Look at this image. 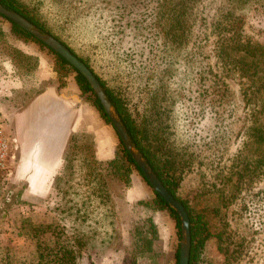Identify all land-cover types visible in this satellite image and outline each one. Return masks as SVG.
<instances>
[{"label": "rangeland", "instance_id": "374dc122", "mask_svg": "<svg viewBox=\"0 0 264 264\" xmlns=\"http://www.w3.org/2000/svg\"><path fill=\"white\" fill-rule=\"evenodd\" d=\"M21 1L122 98L146 140H169L153 147L162 156L173 152L178 194L211 231L202 263L264 264V173L249 172L252 175L239 184L236 167L230 176L233 157L249 140L252 125V107L244 96L249 79L231 59L217 53L235 32V40L264 46V0H196L183 7L179 3L183 0ZM0 26L8 32L5 42H0V264H38L34 227H58L59 236L53 229L38 231L42 240L54 246L56 240L70 235L65 226L84 231L94 223L98 231L87 233L94 239L83 249L78 264H175L182 240L176 220L169 210L156 207L153 187L138 170H133L128 183L106 175L108 200L115 210L112 237L106 234L113 227L111 219L103 216L106 208L96 213L99 198H94V204L87 201L85 187L69 181L84 183L87 173L79 167L82 155L77 156L71 176L56 174L49 181L44 175L31 176L21 166L24 150L15 138L13 115L46 85L38 68L43 52L60 91L65 97L72 95L71 104L83 110V119L71 133L77 134L79 144L92 145L99 161L116 158L122 146L113 124L80 90L75 72L60 85L49 47L19 41L2 17ZM170 29L193 32L182 44L169 40L166 30ZM22 42L36 46L38 55L26 53L34 58L21 59L20 75L12 58ZM7 61L12 62L15 75L25 79V89L6 92L1 87ZM260 67L264 74V61ZM258 107L263 123L264 99ZM109 138L113 140H105ZM98 139L112 144L113 157L98 156ZM256 148L253 141L247 147V164L258 158ZM79 207L89 214L86 222H81L85 213L78 214ZM149 218L156 228L155 234L148 233L155 237L153 245L133 263L135 234L139 228H149ZM104 236H111L112 242L101 246Z\"/></svg>", "mask_w": 264, "mask_h": 264}, {"label": "trees", "instance_id": "16d2710c", "mask_svg": "<svg viewBox=\"0 0 264 264\" xmlns=\"http://www.w3.org/2000/svg\"><path fill=\"white\" fill-rule=\"evenodd\" d=\"M196 0H183L181 3L182 7L184 4L194 2ZM199 1V0H198ZM6 7L10 9H14L28 18L30 21L38 25L40 28L44 29L45 31L53 34L54 30L46 28L45 24L36 16V14L31 12V9L26 4L22 3L21 0H0ZM171 1L170 3H172ZM174 3V2H173ZM181 16V25L184 22ZM0 17L6 19L10 22V32L17 36L19 41H35L40 43L43 46H46L42 41L38 40L34 35L23 29L21 26L0 14ZM202 18V17H201ZM180 17L177 19L179 20ZM167 35L170 41H176L177 43H184L185 39H188L192 36L193 31H188L187 29H179V30H166ZM237 33L235 32L230 37L229 44L222 43V48L217 50V53L225 59H231V62L241 71L243 75H245L249 79V84L245 89V97L247 98V102L251 105L252 110V125L248 131L249 140H245L241 149H239L238 153H236L233 157L230 166V176L233 175L235 167L238 172V180L237 184L242 183V180L247 177L249 172H252L255 175L263 174L264 173V122L261 123L259 119L260 112V101L264 99V74L261 72L263 68L260 67L261 62L264 61V46L259 44H253L250 41H241L235 40L234 35ZM54 35V34H53ZM8 36V32L0 26V42H5V38ZM58 38L56 35H54ZM59 39V38H58ZM61 40V39H59ZM62 41V40H61ZM64 43V41H62ZM65 44V43H64ZM66 45V44H65ZM48 47V46H46ZM70 48V47H69ZM71 49V48H70ZM51 52L55 55V65L54 70L58 74L59 83L60 85L65 84V77L69 75L70 72H75V79L76 82L82 91L83 94L89 95L92 99L93 104L99 110L101 116L108 122L111 123V120L106 113L100 99L95 94L93 88L91 87L88 80L85 78L83 74H81L70 62H68L62 55L58 54L57 52L53 51L49 48ZM233 50L232 52H230ZM73 53L75 51L71 49ZM238 51L239 55L233 56V52ZM15 56L12 58L13 63L15 64L17 72L21 75L22 68L24 67L23 62L21 61L22 58L32 59L34 58L31 55L24 53L19 48L14 49ZM76 54V53H75ZM77 55V54H76ZM81 60H83L91 69L92 67L90 64L81 56L77 55ZM228 57V58H226ZM38 63V58H35ZM23 67H22V65ZM92 71L97 75L100 79L102 85L104 86L108 96L110 97L111 101L117 108L121 118L123 119L125 125L128 128L129 133L131 134L135 144L147 158L149 163L151 164L154 171L157 173L159 178L163 181L165 186L169 189V191L178 199L180 200L186 207L190 220H191V236H192V246H191V255H190V262L189 264H203V252L206 245L207 240L211 236V231L207 224L202 222L200 215L195 214L190 207V205L183 200L178 194V184L179 179L176 177L175 170V158L173 156V152H167L165 155H161L153 146L156 144H162L161 142H166L169 140H146V134L143 132V129L140 128L138 124H136L135 119L131 117L128 110L124 106V102L121 97H119L107 84L106 82L92 69ZM205 78H208L206 75ZM214 84L215 81H213ZM219 86V85H218ZM217 111V118H221V114ZM121 146H122V154L117 156L114 159L106 160V161H99L96 157L95 152L92 150V145H81L79 144V140H77V134H71L67 145L64 150L63 154V165L58 175H62L63 173L72 175V172L75 167H77L74 162L78 159V155H82V164L79 166L81 169H84L87 173L85 177H83L84 183L77 182L70 178V182L73 185H79L85 187L84 193L85 199L91 200L94 204V198L98 199L96 208V213L102 209L106 208V213L103 215L107 218L111 219V224L113 227L111 231H107V233L112 234L116 231V227L114 226L113 219L115 218V210L108 197L110 196L108 193V181L106 179L107 176H112L115 179L119 180L120 182L123 181L128 183L130 181V175L132 174L133 170L136 169L141 174V176L149 183L147 178L145 177L143 171L138 166L130 152L125 147L123 141L119 137ZM256 144V150L259 152V156L256 160H253L252 164H247L246 161H249L248 154H246L247 147L252 143ZM167 146V145H166ZM178 170V168H176ZM70 170V172H68ZM106 171V174L103 171ZM62 171V172H61ZM59 178V177H57ZM233 178V177H232ZM155 193L154 204L159 209H167L170 211L172 216L176 220V226L178 227V232L181 237V222L177 212L153 189ZM85 201L84 204L87 203ZM110 202V203H109ZM78 214L80 212H84L85 216L81 219L82 221L88 220L87 216L89 214L86 213V209L81 207L78 208ZM77 213V212H76ZM77 219L79 218L76 217ZM99 220H96L97 223ZM80 222V225H81ZM86 222V221H85ZM100 223V222H99ZM109 223V225H111ZM90 225V224H89ZM149 228L147 230L139 228L137 234H135L138 239L135 238L134 245H135V252H132V259L133 263H136L137 257L139 254H142L145 251L151 250L153 245V240L155 237H150L152 232L155 234V224L151 218L147 220V224ZM95 223L92 227H89L88 230H82L75 228V226L67 227L65 226V230L70 233L66 240H56L54 246H51L48 241L42 240L39 237L38 231L40 230H51L55 232V229L58 227H54L53 224L48 225H41L38 228H33V238L36 239V245L38 248V264H78L79 258H81L83 249L90 245V240L94 239V236H89L91 230L98 231L94 229ZM69 228V229H68ZM148 231V232H147ZM82 232L83 235L80 233ZM57 233V231H56ZM148 233H151L148 235ZM60 232L57 233L59 236ZM110 237H101L100 242L101 246L105 244H109L112 242ZM53 247L54 249L48 248ZM177 261L175 264H179V250L177 254Z\"/></svg>", "mask_w": 264, "mask_h": 264}, {"label": "crops", "instance_id": "0c3cea01", "mask_svg": "<svg viewBox=\"0 0 264 264\" xmlns=\"http://www.w3.org/2000/svg\"><path fill=\"white\" fill-rule=\"evenodd\" d=\"M7 25H10V22L7 21ZM25 44L27 43L22 42L19 49L25 53L33 52L38 55L36 46ZM43 54L44 52L39 57L38 68L40 78L47 81L46 85L19 110H14L13 127L15 138L24 150L21 166L29 171L31 176L44 175L49 181L61 169L67 141L83 119L84 113L82 108L71 104L72 95L65 97L64 92L60 91L54 82L52 65ZM5 67L7 74L3 77L5 78L4 85H1L3 90L8 92L25 89L27 87L25 79L15 75L12 62H5ZM98 140V156L113 157L112 144L108 141L103 142L102 139Z\"/></svg>", "mask_w": 264, "mask_h": 264}, {"label": "water", "instance_id": "95a60500", "mask_svg": "<svg viewBox=\"0 0 264 264\" xmlns=\"http://www.w3.org/2000/svg\"><path fill=\"white\" fill-rule=\"evenodd\" d=\"M0 14H3L21 26L23 29L34 35L38 40L42 41L53 51L62 55L68 62H70V64H72L81 74L85 76L93 88L95 94L100 99L106 113L111 120V123L123 141L125 147L130 152L138 166L141 168L153 189L177 212L181 222L182 236L179 252V264H189L192 246L191 220L189 213L185 205L180 200H178L165 186L163 181L152 168L147 158L137 147L117 108L111 101L97 75L61 40L56 38L53 34L40 28L18 11L10 9L0 2Z\"/></svg>", "mask_w": 264, "mask_h": 264}]
</instances>
